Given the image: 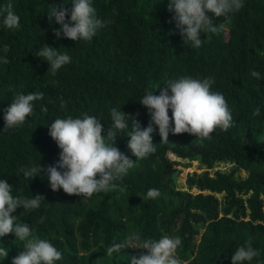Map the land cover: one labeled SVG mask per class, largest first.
Instances as JSON below:
<instances>
[{"label":"trees","instance_id":"16d2710c","mask_svg":"<svg viewBox=\"0 0 264 264\" xmlns=\"http://www.w3.org/2000/svg\"><path fill=\"white\" fill-rule=\"evenodd\" d=\"M242 2L238 12L214 18L219 34L201 33L203 43L196 48L183 42L170 0H92L97 18L108 23L88 42L54 34L61 25L49 19L52 8L71 7L72 0H0V8L12 5L20 23L9 30L0 17V57L9 60L0 63V179L13 187L14 197H44L38 209L18 208L14 215L61 252L55 264H131V257L146 250L126 247L111 255L106 250L132 233L143 239L181 238L176 253L181 264H232L237 248L248 243L260 255L244 264H264V0ZM45 45L71 57L55 76L36 56ZM184 76L215 81L212 91L226 99L232 127L203 140L169 133L168 142L157 128L154 153L137 160L115 181L114 190L90 198L53 192L46 173L24 179L21 169L39 163L47 169L59 162L61 150L49 135L55 119L94 116L106 136L116 108L137 119L143 130L150 122L140 103L146 92L159 95L158 87ZM36 92L43 99L33 101L32 115L3 131L5 110L15 97ZM257 107L260 114L254 116ZM131 127L128 121L114 146L135 161L127 147ZM169 153L184 160L185 168L191 162L207 170L221 163L232 168L213 176L207 171L189 175L185 185L198 191L192 194L176 186L178 163ZM240 171L244 178L237 175ZM153 188L161 195L147 198ZM23 244L14 234L0 237V247L9 251L0 264H11L25 251Z\"/></svg>","mask_w":264,"mask_h":264},{"label":"clouds","instance_id":"9594fccd","mask_svg":"<svg viewBox=\"0 0 264 264\" xmlns=\"http://www.w3.org/2000/svg\"><path fill=\"white\" fill-rule=\"evenodd\" d=\"M243 7L242 0H170L169 11L175 12L174 20L180 30L183 42H190L193 47L202 46L201 33L219 34V28L214 18L228 16L238 12ZM115 12V9L113 10ZM211 14V16L209 15ZM70 19L66 20V17ZM0 17H3V26L9 30L18 29L19 17L12 11V5L0 8ZM61 25L55 31L57 38L73 41H91L99 28L108 21L97 18L92 0H72L71 7L57 10L52 8L49 19ZM6 54L7 45L3 48ZM50 65L47 73L55 76L56 72L71 57L61 54L50 46H42L37 52ZM0 63L8 64L7 56L0 57ZM251 75L261 78L258 71ZM212 78L200 80L191 76H184L178 80H169L161 88L159 95L156 91H147L140 103L148 109L150 122L146 128L141 129L137 119L125 114L121 109L111 110V127L104 131L101 121L94 116L84 115L83 118H57L49 127V135L56 142L60 151L59 162L47 169L33 166L30 169H21L26 180L46 173L50 188L53 192L63 189L69 196H85L90 198L93 194L109 192L117 187L115 181L126 176L135 166L137 160L146 158L154 153L155 147L152 135L158 128L162 141L168 142L169 133L172 135L190 134L196 139H210L211 134L220 129L227 131L233 126V117L224 96L212 91L214 84ZM43 99V93L36 92L27 95H17L10 107L5 110L3 131L13 129L24 124L33 113V101ZM61 107L66 105L61 104ZM41 111H47L42 108ZM171 112V116L169 115ZM260 108L257 107L253 115L258 116ZM131 121V131L128 149L136 158L135 161L115 147L119 132L128 128ZM13 187L7 180L0 179V237L14 234L16 240L24 242V252L13 258L11 264H55L62 258V254L48 240L33 235L26 223H19L18 216L14 215L18 208L24 212L40 207L43 196L31 198L13 196ZM147 198L155 199L161 195L157 189H149ZM41 217V222H43ZM182 245L179 237L163 236L159 240L143 239L140 234L132 233L125 241L113 243L107 248L106 254L111 255L126 247H136L146 250L138 257H131V264H181L176 253ZM260 255L253 249L251 243L240 246L231 257L232 264H244ZM9 256L6 247H0V257L5 260Z\"/></svg>","mask_w":264,"mask_h":264},{"label":"rangeland","instance_id":"374dc122","mask_svg":"<svg viewBox=\"0 0 264 264\" xmlns=\"http://www.w3.org/2000/svg\"><path fill=\"white\" fill-rule=\"evenodd\" d=\"M168 158L171 161H175L176 163H178V165L175 166L176 186L178 187V189L185 190V191L189 190L188 187L185 185L186 178L189 175H192V174L200 175L201 173L207 171L210 176H213L216 171L228 173L232 168V165L230 163H221L217 165L216 167H214L213 169L207 170L204 167L199 166L197 162H191V166L188 168H185L182 166L183 163H185L184 160L176 159L175 156L170 153L168 154ZM237 175L240 176L241 178H244L246 176V174L243 171H240ZM189 192L192 194H195L198 191L194 189H190ZM197 239H199V236Z\"/></svg>","mask_w":264,"mask_h":264}]
</instances>
